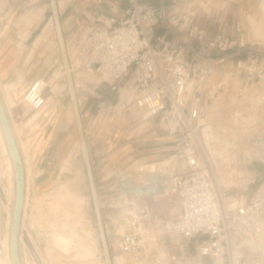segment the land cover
Returning <instances> with one entry per match:
<instances>
[{"label":"built area","instance_id":"1","mask_svg":"<svg viewBox=\"0 0 264 264\" xmlns=\"http://www.w3.org/2000/svg\"><path fill=\"white\" fill-rule=\"evenodd\" d=\"M180 3L117 0L108 15L83 12L70 25L69 65L78 61V68L107 78L118 93L114 105L99 104L94 121L125 114L135 125L154 123L172 151L168 184L148 183L151 192L138 197L126 194L122 232L105 264H264V180L243 200L227 196L220 184L226 174L243 170L250 173L243 176L242 191H248L260 177L248 164L264 168V122L256 114L264 51L195 26L191 15L179 12ZM179 22L198 45L194 57L188 40L168 37ZM242 52L246 56L238 57ZM215 53L237 57L223 80L210 84ZM47 87L43 78L30 83L23 94L30 110L46 105ZM220 92L229 111L223 129H216L208 114ZM160 195L168 197L173 214L156 213L153 202Z\"/></svg>","mask_w":264,"mask_h":264},{"label":"rangeland","instance_id":"2","mask_svg":"<svg viewBox=\"0 0 264 264\" xmlns=\"http://www.w3.org/2000/svg\"><path fill=\"white\" fill-rule=\"evenodd\" d=\"M54 1L66 47L75 31L74 27H70L74 20L83 19V12L108 15L110 3L117 0ZM143 1L155 2L157 6L162 0ZM51 3V0H0V67L8 73L6 80H0V89L25 160L20 253L24 264H105L98 218L107 254H111L115 250L117 235L122 232L123 201L129 195L124 194L120 177L128 175L132 187L158 182L168 184L172 151H169L164 133L154 123L135 125L133 119L125 114L109 115L94 121L99 104L106 102L114 105L118 101V93L109 88L107 82L110 80L107 78L78 68L71 71L70 76L75 89L83 148L62 69L63 59L52 20ZM185 4L194 16L195 26L204 20L205 15L215 16V0H187ZM180 23L169 31L168 36L174 40L185 33L179 30ZM48 24V36L34 44L35 37H39ZM255 33L259 45L248 44L264 50V35L259 30ZM37 78H43L48 86L45 91L47 102L42 109L33 111L23 102V94ZM217 78L214 75L211 80ZM222 80L223 76L219 81ZM96 85L98 89L94 90ZM262 85L258 100L264 96V79ZM12 93L17 94L15 99L18 97V100H13ZM220 93L208 114L216 129H223L224 118L229 111L227 96ZM256 114L264 122V100L256 108ZM4 148L0 137V170L6 168ZM43 150H47L50 157L46 161L51 166L46 173L39 175L33 166ZM248 165L249 169L260 172L259 163ZM177 168L178 165H175ZM248 174L243 170L226 174L220 182L226 195L238 194L241 200L250 196L257 184L264 180V173L259 174L257 183L244 192L242 189L248 179L243 176ZM12 186L13 173L4 175L1 172L0 240L9 231ZM147 192L151 190L147 189ZM153 205L160 215L174 213L167 196L158 198ZM0 254V264H9L7 256L3 252Z\"/></svg>","mask_w":264,"mask_h":264},{"label":"crops","instance_id":"3","mask_svg":"<svg viewBox=\"0 0 264 264\" xmlns=\"http://www.w3.org/2000/svg\"><path fill=\"white\" fill-rule=\"evenodd\" d=\"M186 1L187 0H179V2H181L179 4V9H181L180 11L182 13L185 12L191 15L194 20L193 14H190L189 12L190 8L189 6H187L188 4L187 5L185 4ZM147 2L156 6L155 2H151V1H147ZM195 5L197 6V3ZM215 5L216 6L213 8V12L216 17L213 16V14H207L205 15L203 21H199V23H197L198 24L197 26L202 28H208L209 30L224 34L225 36L231 39H242L246 41V43L249 44L251 43V45L253 43L259 45L255 40V34H256L255 31L259 30L260 34L264 35V0H215ZM164 31L165 30L161 28L160 30L157 31V34H162L164 33ZM179 36L183 39V41L188 40L185 33ZM168 37L172 38L170 36ZM38 38L39 37H35L34 44H36ZM187 42H188L187 46L191 50L190 55L194 57L196 55V50L198 49V45L196 43H192L189 40ZM252 48L260 49L253 46ZM245 56H246V52H242V54L238 57L244 58ZM212 57L213 59L216 60L215 61L216 72L212 76L217 75L218 78L215 80L209 79V83L215 84L219 82V80L223 76V71L227 68L229 62L232 59L236 58L237 56H235L233 53H226V54L215 53L213 54ZM7 77H8V73H6L5 70L0 67V80H6ZM16 95L17 94L12 93L13 100L15 101L18 100L17 99L18 97H16L15 99ZM0 96L3 100L6 110H8L1 89H0ZM88 110L89 109L87 107V111ZM49 157L50 156L48 155L47 150H43L39 154V159L36 162V164L33 166V169L39 172V175L46 173L48 169H50L51 163L46 161ZM261 173L262 174L264 173L263 167H260V174Z\"/></svg>","mask_w":264,"mask_h":264},{"label":"water","instance_id":"4","mask_svg":"<svg viewBox=\"0 0 264 264\" xmlns=\"http://www.w3.org/2000/svg\"><path fill=\"white\" fill-rule=\"evenodd\" d=\"M0 127L4 136L6 147L12 161L14 171V195L9 232V255L12 264H22L19 246L20 225L22 220L24 194H25V172L21 151L18 147L13 133L8 113L0 96ZM124 194H133L138 197L147 193L145 186L132 187L128 175L120 177ZM160 192V191H159Z\"/></svg>","mask_w":264,"mask_h":264},{"label":"bare ground","instance_id":"5","mask_svg":"<svg viewBox=\"0 0 264 264\" xmlns=\"http://www.w3.org/2000/svg\"><path fill=\"white\" fill-rule=\"evenodd\" d=\"M51 1H52L51 5H52V9H53L52 20H53V23H54V27H55L57 38L59 40L61 54H62L61 56H62V59H63L61 61L62 62L61 63L62 64V69L64 70V74L66 76V80H67V84H68L69 94H70V97H71V103H72L73 112H74L73 115H74L75 121H76L77 126H78L77 129L79 130L80 137L82 139V144L81 145H83V148H84V141H83L82 133H81L80 117H79V113H78V109H77V103H76V100H75V89L72 86L71 76H70L71 71H75V70L78 69V61H74L72 63V66H70L69 63H68V60H67V57H66V48H65V45L63 43V38H62V33H61V27H60V24L58 22V17H57V7H56V4H55V1L54 0H51ZM49 31H50V24H48L47 26H45L43 28V30L41 32V35L39 36L37 41H39V40L45 38L46 36H48ZM211 78H212V76H211ZM263 100H264V96H263ZM10 123H11V121H10ZM11 127H12V124H11ZM12 130H13V127H12ZM13 133H14V130H13ZM14 135H15V133H14ZM0 137H1V142H2L3 146L5 147L4 150H5V156H6V158H4L5 163H6V168L4 167L5 170L3 169V170H0V171L3 172L4 175L9 174L11 172L13 173V186H12V196H11L10 219H9V222H8L9 231L5 235V237L0 240V252L1 253L3 252L7 256L9 264H12L11 263V259H10V255H9V232H10L11 213H12V204H13V195H14V171H13L12 161H11V158L9 156V153H8V150H7V147H6V143H5V140H4V136H3V133H2L1 127H0ZM15 138H16V136H15ZM17 144H18V142H17ZM18 147H19L20 150L22 149L19 144H18ZM4 160H3V162H4ZM23 162H24V172H25V160H24V157H23ZM3 164H1V165H3ZM88 175H89V178H90L91 188H92V192H93V195H94L93 198L95 199V203L97 205V198H96V193H95V189H94L92 178H91V173L89 172ZM7 188H8V186H7ZM6 192H8V191H6ZM162 196L163 195L155 196L154 200H157L158 198H160ZM125 198H126V196H125ZM123 208H125V205L123 206ZM23 209H24V206H23ZM97 214L99 215L98 210H97ZM22 216H23V213H22ZM120 222H122V221L120 220ZM98 223H99V226H100L101 236L103 237L104 254H105V257H106L107 256V250H106V246H105V243H104L105 241H104V236H103V232H102V228H101V224H100V219L99 218H98ZM120 226L122 228V223L120 224ZM19 246H20V239H19ZM21 262H22V264H24L22 256H21Z\"/></svg>","mask_w":264,"mask_h":264}]
</instances>
